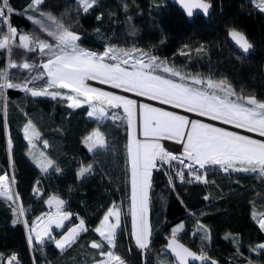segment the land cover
I'll list each match as a JSON object with an SVG mask.
<instances>
[{
  "label": "trees",
  "instance_id": "1",
  "mask_svg": "<svg viewBox=\"0 0 264 264\" xmlns=\"http://www.w3.org/2000/svg\"><path fill=\"white\" fill-rule=\"evenodd\" d=\"M5 1L8 15L0 14V174L11 175L14 198L0 193V264L13 252L19 264H86L109 249L124 264H176L161 251L169 235L219 264H264V231L258 225L264 213V171L242 168L237 160L239 166L223 174L219 161L211 160L203 177L188 170L172 186L167 168L153 170L147 195L151 238L141 247L132 234L130 116L123 105L110 107L100 119L89 114L86 103L71 106L61 94L34 92L57 88L40 64L65 49L60 39L65 29L76 34L82 50L110 49L120 60L143 55L155 73L215 93L224 88L248 107L264 103V0H210V18L195 15L192 22L168 0H93L88 6L81 0ZM235 27L255 48L247 57L228 40V30ZM31 34L37 43L28 42ZM150 55L192 80L154 68L145 58ZM201 79L220 90L203 87ZM29 122L39 133L34 146L25 136ZM35 182L40 195L33 193ZM49 194L65 200L70 224L80 217L87 227L62 248L52 242L31 247L26 225ZM114 204L122 215L109 245L96 226Z\"/></svg>",
  "mask_w": 264,
  "mask_h": 264
},
{
  "label": "rangeland",
  "instance_id": "2",
  "mask_svg": "<svg viewBox=\"0 0 264 264\" xmlns=\"http://www.w3.org/2000/svg\"><path fill=\"white\" fill-rule=\"evenodd\" d=\"M92 1L93 0H81L82 4L84 3L86 6ZM75 36V33L69 32L68 30L64 29L61 31V42L63 45H67L64 46L65 49L55 54L52 58L43 60L41 64L39 63L41 66H44L47 77H49V82L57 87L55 90H47L46 93L50 95L61 94L68 97L71 106L86 103L90 107V115L103 119L106 118L108 109L116 105L115 103L125 105V111L128 116H130L129 127L133 130L132 137L136 148V151L131 154L130 157L133 165V172L131 175L132 204L130 213L132 234L136 237L138 245L146 247L151 238L147 212V195L149 191L148 187L151 183L150 176L153 171L152 166L157 160L156 155L158 149L161 148V140L159 137H174L172 130L169 128L164 131V134H166L165 136L161 133L159 119H162L164 112L176 114L181 118L182 122H184L183 124H185L184 129L187 130L185 134H182L184 136L176 140H181L183 148L193 150L199 158L207 159L208 162L211 160L219 161V165H224L228 169H231L233 166H239L235 164V161L242 160V168L254 167L257 170L264 171V140L252 135L250 136L245 132H239L233 128V126L240 129L243 128L246 131H254L264 136V103L262 101L256 102L253 107H248L239 102V100L232 99L224 88H222L223 92H220L219 87L213 88V82L209 84L206 79L205 81L203 79L199 80L200 85L203 87H208V85H210L211 90L219 89V94L221 93L220 95L226 98L222 97L221 100L224 102L226 101V103L231 106L228 110L219 113L214 110L216 105L209 107L210 105L208 102H205L203 99L199 101L200 103H195L193 96L197 92L193 89L185 85L182 86L176 82H171L158 74L156 75L152 72H139L127 67L126 62L144 58L143 55L136 59H134L131 54L122 55V60H120L116 59V52L110 49L107 52H89L87 50H82L78 46ZM107 55L112 58L107 57ZM114 58L116 60H113ZM145 58H149L152 61L154 68L163 69L169 73L168 75L170 76L175 75L182 79L192 80L191 76H185L182 72L169 68L166 62L157 59L153 55ZM88 77L91 79L87 82L86 80ZM97 82L109 85L110 88L100 86ZM173 85L175 87H172ZM114 87L119 88L120 91H116ZM163 88L166 90L164 91ZM123 91L126 93L135 92L139 94V96L145 98V100H142L140 104H138L140 107L139 109L136 107L137 103L135 98ZM159 95L167 99H162L158 97ZM150 98L161 102L163 105L153 101L151 102ZM170 99L176 102H170ZM165 104L169 106L175 105V109L169 108ZM149 106L151 108H147L148 110H146V114H144L145 107ZM176 106H182L180 108H186L185 111L188 110L197 115L201 114L208 120L196 117V119L188 122L189 116L177 110ZM100 110H102L103 113ZM209 119L226 123L227 125L216 124ZM144 120L147 121V126L142 129L141 124ZM164 123L168 124L172 122L166 120ZM190 123L192 127H190ZM172 125H175V123H172ZM197 125L200 126V128H198ZM24 131L27 141L31 146H34L39 134L37 129L29 122L25 126ZM143 131L148 134L147 137L143 134ZM169 138L164 139L167 140ZM93 139L96 144H99L101 141L99 135L96 133L93 135ZM148 139L151 141L150 145L148 144V146L151 147L150 149L141 146L143 141ZM172 141L176 142L175 139ZM170 144L181 146L180 143L176 144L167 141L166 147L168 150H170ZM35 154L36 152L34 155ZM144 159L150 161L152 165L151 168L144 163ZM2 174L6 175V177H0V187L4 189L2 190L0 188V193L14 198L11 175L7 171L0 175ZM21 215L22 218L26 220L22 209ZM121 215L118 204H114L104 212V216L96 226V230L100 233L99 235L106 240L109 245H113L114 243V234L117 227L120 225ZM41 219L42 217H39L36 222L30 221L29 224L26 223L27 236L31 247H33V243L36 242L34 238L36 232H38L35 225L40 222ZM82 224H84L83 221ZM68 226H70V224H68ZM82 227L83 226L80 225V228ZM76 229H79V227L72 226L71 231ZM70 239H72V237H70L68 232L62 233L61 241L59 240L58 243L54 241L52 244L62 248ZM115 257L112 250H106L101 254V258H99L100 262L97 264H124L119 257Z\"/></svg>",
  "mask_w": 264,
  "mask_h": 264
},
{
  "label": "built area",
  "instance_id": "3",
  "mask_svg": "<svg viewBox=\"0 0 264 264\" xmlns=\"http://www.w3.org/2000/svg\"><path fill=\"white\" fill-rule=\"evenodd\" d=\"M8 10H9V3H6V1L3 0L0 4V14L8 15ZM4 40H5L6 45L8 46L11 40L10 31L7 32L6 36L4 37ZM27 40L30 43L38 42V39L32 34L28 36ZM126 65L128 68L134 69L139 72L140 71L146 72V73L152 72L151 63L148 59L140 58V60L126 62ZM90 79L91 78L88 77L86 81L88 82L90 81ZM164 138H169V137H166V136L159 137V139L161 140V146H160L161 148L158 149V152L156 155L157 160L152 166L153 170L167 168L168 176H169V179L171 180L172 186H174L175 180L177 178L181 179L184 173L188 170L194 171L198 174L200 173V175H203V176L206 174V169H207V164H208L207 159H200L193 150L183 148L182 146L183 144L181 140H175L176 142H179L181 144V148L179 150L169 152L165 150L166 147L164 146V140H165ZM169 139H172V138H169ZM220 166H221V171L223 174L229 173V169L227 167H225L224 165H220ZM37 184L38 182H35L34 187H33V193L36 195H40L41 190ZM51 202H55V203H51ZM44 206L45 207L39 210V212L36 213L31 220V222L32 221L36 222L39 219V217H42L40 222H38L35 225V228H37L38 232H36V236L34 238L36 239V242H34L33 244H37L38 246H41V245H45L47 243H51L54 241H57L58 243L59 240L61 241L62 234L58 236L56 232H60V231L62 233L68 232L70 237H72V239L69 240L71 241L78 233L86 229L87 226H85V221L83 220V218L81 219L80 217H78L76 221L70 224L68 216L66 215L67 205H66L65 200L62 197H59L58 195H55V194H49V196L44 201ZM258 218H259L258 225L264 231V213L261 214ZM82 221L84 224H82ZM68 224H70L71 227L68 226ZM80 225L83 226L82 227L83 229L80 228ZM72 226H78L79 229L71 231ZM27 239H28V236H27ZM69 241H67L66 243H68ZM27 243L30 246L29 239L27 240ZM4 261H5V264H19L20 263L19 258L14 252L10 253L9 256L5 258Z\"/></svg>",
  "mask_w": 264,
  "mask_h": 264
},
{
  "label": "water",
  "instance_id": "4",
  "mask_svg": "<svg viewBox=\"0 0 264 264\" xmlns=\"http://www.w3.org/2000/svg\"><path fill=\"white\" fill-rule=\"evenodd\" d=\"M168 2L178 6L189 22H192L195 19V15L204 16L206 19H209L214 9V4L210 0H168ZM227 36L231 45L237 48L244 57L255 52L252 42L242 30L236 27L230 28L227 32ZM150 101L156 102L153 98ZM172 107H175V105H172ZM176 107L178 108L177 110L186 109L178 106ZM139 108L140 107L138 106V109ZM165 243L166 244L161 248V251L171 255L176 264H219L216 258L211 257L208 254L197 252L176 235H169Z\"/></svg>",
  "mask_w": 264,
  "mask_h": 264
},
{
  "label": "crops",
  "instance_id": "5",
  "mask_svg": "<svg viewBox=\"0 0 264 264\" xmlns=\"http://www.w3.org/2000/svg\"><path fill=\"white\" fill-rule=\"evenodd\" d=\"M156 75L158 74V73H155ZM159 76H161V77H163V78H167V80H169V81H171V82H176V83H178V84H181L182 86H187V87H189V88H191V89H193L194 91H196L197 93H195V95L193 96V100L195 101V103H200L199 101L201 100V99H203L205 102H208V104L210 105L209 107H212V105H216V108L214 109V110H216L217 112H219V113H221L222 111H225V110H228L231 106L229 105V104H227L226 103V101L224 102V101H222L221 99H222V95H220L219 93H215V92H213V91H210V90H208L207 88L206 89H201V88H198V87H194V86H191V85H189V84H186V83H182V82H180V81H177V80H175V79H171V78H169V77H167V76H165V75H160V74H158ZM161 83V82H160ZM159 87V86H158ZM172 87H175L174 85L172 86ZM163 90L165 91L166 89L165 88H163ZM35 93H39V94H45L46 93V91H45V89H44V91L43 90H35L34 91ZM161 93V92H160ZM161 95H159L158 97H160ZM224 97V96H223ZM160 98H162V97H160ZM164 98V97H163ZM162 98V99H163ZM164 99H167V98H164ZM226 99V98H225ZM186 101L188 102V100L186 99ZM170 102H176L175 100L174 101H171V99H170ZM116 105H123V104H117V103H115ZM123 107H124V110H126L125 109V105H123ZM180 107H182V106H180ZM186 107V106H185ZM149 108H151L150 106L149 107H145V111H144V114H146V110H148ZM190 112V111H189ZM192 113V112H191ZM100 118V117H99ZM101 119V118H100ZM179 119V120H178ZM195 118H190L189 117V119H188V122L189 121H192V120H194ZM160 121H159V128H160V130H161V133H162V135L163 136H165L166 134H164V131L165 130H167V128H169V129H171L172 130V132H173V135H174V137L172 138V139H180L182 136H184V135H182V134H185L186 133V130L184 129L185 128V124H183L184 122H182V120H181V118L179 117V116H177L176 114H171V113H166V112H164V115H162V119H159ZM166 120H168V121H171L172 123H175V125H172V123H168V124H166V123H164V121H166ZM155 121V120H154ZM191 124V123H190ZM197 124V123H196ZM142 129L144 128V127H146L147 126V121H142ZM165 126H167V127H165ZM188 127V126H187ZM186 127V128H187ZM190 127H192V124L190 125ZM189 127V128H190ZM197 127L198 128H200V126H198L197 125ZM196 127V128H197ZM131 128V127H130ZM192 129V128H191ZM188 132V131H187ZM143 134L144 135H146V137H147V133L146 132H144L143 131ZM132 135H133V130H131L130 129V132H129V139H128V142H127V148H128V155H129V159H130V157H131V154H133L135 151H136V148H135V143H134V139H133V137H132ZM161 135V136H162ZM170 137V136H169ZM150 143H151V141L148 139V140H144L143 141V144H141V146H143V147H145L146 149H150L151 147H149L148 146V144L150 145ZM171 145H174V146H177V147H180L179 145H175V144H170V146ZM141 154H142V152H141ZM199 157V156H198ZM146 159V158H145ZM144 159V163L146 164V165H149L150 166V168H151V163H150V161L149 160H145ZM200 159H202V158H200ZM97 232H98V230H97ZM99 233V232H98ZM100 234V233H99ZM92 243V242H91ZM115 254V253H114ZM115 256H116V254H115ZM118 256H116L115 258H117ZM100 262V259H96L95 261H92V262H89V263H86V264H97V263H99Z\"/></svg>",
  "mask_w": 264,
  "mask_h": 264
},
{
  "label": "bare ground",
  "instance_id": "6",
  "mask_svg": "<svg viewBox=\"0 0 264 264\" xmlns=\"http://www.w3.org/2000/svg\"><path fill=\"white\" fill-rule=\"evenodd\" d=\"M92 81V80H91ZM98 83V82H97ZM98 85H100V86H103V87H108V88H110V86L109 85H106V84H104V83H98ZM111 87H113V86H111ZM115 88V90L116 91H120L119 90V88H116V87H114ZM124 92V91H123ZM124 93H126V92H124ZM126 94H128V95H132V97H134L135 98V100H136V106H137V109H138V104H140V102L142 101V100H145V98H143V97H141V96H139V94H137V93H135V92H133V93H130V92H127ZM147 98V97H146ZM146 100H148V99H146ZM155 101V100H154ZM156 103H158V104H161V105H163L161 102H158V101H156ZM165 105H167V104H165ZM169 108H174V107H172V106H169V105H167ZM175 109V108H174ZM176 109H178L177 107H176ZM182 113H186L190 118H195L196 119V117H201V118H203V119H206V120H208L206 117H203V115H201V114H195V113H191V111L189 112L188 110L187 111H185V110H181V109H179ZM209 120H211V121H213V122H215L216 124H220V125H224V126H226L227 124L226 123H222V122H219V121H216V120H212V119H209ZM228 127V126H227ZM233 128L235 129V130H237V131H241V132H245V133H247L248 135H252V136H254V137H257V138H260L261 140L263 139L264 140V136L263 135H260V134H258V133H255L254 131L253 132H250V131H246V130H244L243 128L242 129H240V128H237V127H235V126H233ZM167 141H171V142H173V143H176V144H178L179 142H174V141H172V140H169V139H165L164 140V146L166 147L167 145H166V142ZM181 148V146L180 147H177V146H174V145H172V146H170V150H168V148L166 147L165 148V150H167V151H169V152H173V151H176V150H179ZM4 175V174H3ZM3 175H1V176H3ZM0 176V177H1ZM6 176V175H5ZM5 182H6V180H5ZM7 184V183H6ZM2 190H4L2 187H0ZM0 189V190H1ZM4 192H6V191H4Z\"/></svg>",
  "mask_w": 264,
  "mask_h": 264
}]
</instances>
